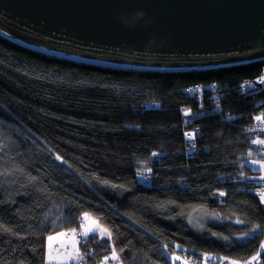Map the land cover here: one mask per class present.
<instances>
[{
  "label": "trees",
  "instance_id": "16d2710c",
  "mask_svg": "<svg viewBox=\"0 0 264 264\" xmlns=\"http://www.w3.org/2000/svg\"><path fill=\"white\" fill-rule=\"evenodd\" d=\"M263 73L264 59L184 70L93 63L0 34V264H49L47 238L81 232L86 215L112 236L81 235L80 264L258 252L264 262L249 163L264 157L253 143L264 137ZM199 212L211 218L196 224Z\"/></svg>",
  "mask_w": 264,
  "mask_h": 264
},
{
  "label": "water",
  "instance_id": "95a60500",
  "mask_svg": "<svg viewBox=\"0 0 264 264\" xmlns=\"http://www.w3.org/2000/svg\"><path fill=\"white\" fill-rule=\"evenodd\" d=\"M0 34L93 63L215 68L264 59V0H0Z\"/></svg>",
  "mask_w": 264,
  "mask_h": 264
},
{
  "label": "rangeland",
  "instance_id": "374dc122",
  "mask_svg": "<svg viewBox=\"0 0 264 264\" xmlns=\"http://www.w3.org/2000/svg\"><path fill=\"white\" fill-rule=\"evenodd\" d=\"M263 78H264V74H263ZM260 124L264 126L263 122L262 123L260 122ZM260 139L264 140V137H261ZM252 161H257L258 163L254 164L252 163ZM260 162H264V157H253L249 160V163L251 164L252 167H254L255 169L259 168V173H257L255 179L256 182L259 184L258 187L260 186V188L257 187V192L261 196V193H264V179H261V177H264V166H262V163ZM194 216L198 218L197 222L195 221L196 224H198V222L199 223L206 222V220L211 218L209 214L202 212L195 213ZM191 220L193 222V218H191ZM84 221H85L84 230L81 231L82 235L88 234L90 232H98L101 236H107L105 232L107 228L102 224H100L93 217L86 215ZM69 233L71 232L60 231L50 235L51 239H48V243H49L48 254H47L48 257L46 256L47 262L49 264H80L81 259H78V257L81 256V251H80L81 240L79 238L80 235H77V233L75 232L73 234H69ZM249 234L251 235L253 233H249ZM243 238L246 237L244 236ZM168 255L169 257L172 258L173 262L177 263L179 261V260H175V257L179 256L178 254L169 253ZM219 260L227 262V264H229V262L231 261L230 259L224 260L221 258ZM117 261H119V259Z\"/></svg>",
  "mask_w": 264,
  "mask_h": 264
},
{
  "label": "snow or ice",
  "instance_id": "6c2138e0",
  "mask_svg": "<svg viewBox=\"0 0 264 264\" xmlns=\"http://www.w3.org/2000/svg\"><path fill=\"white\" fill-rule=\"evenodd\" d=\"M262 82H264V78H262ZM257 119H260L259 117ZM253 143H258V144H261V145H264V140H255L253 141ZM57 159H60V157H57ZM252 163H258L257 161H252ZM262 163V166H264V162H260ZM261 179H264V177H261ZM220 195H224V193H220ZM261 202H264V193H261ZM243 221H237V223H242ZM255 229H253V233H255ZM106 232V235L111 238L112 236V233L105 230ZM86 235V234H85ZM250 234L249 233H244V236L245 237H248ZM49 239H51V237H49ZM227 239V238H225ZM179 247V246H177ZM262 248H264V244L261 245ZM258 257H259V252L255 255V256H252L249 260H243V261H239V260H231L229 262V264H253V261H258ZM84 257L83 256H79L78 259H83ZM113 260H118L119 257L117 256V254L115 253V251L113 250V255L111 257ZM108 258L105 257V260H107ZM169 259L171 260L172 258L169 257ZM212 259H215V258H212ZM221 259H227V258H221ZM175 260H181V257L179 256H176L175 257ZM181 264H184V261H181Z\"/></svg>",
  "mask_w": 264,
  "mask_h": 264
},
{
  "label": "built area",
  "instance_id": "2783aa9c",
  "mask_svg": "<svg viewBox=\"0 0 264 264\" xmlns=\"http://www.w3.org/2000/svg\"><path fill=\"white\" fill-rule=\"evenodd\" d=\"M263 74L260 77L256 78L255 82H257L259 84H263L264 83V82H262ZM186 264H227V263L216 262L215 260L214 261H204L203 263L202 262L197 263V262H194L192 260H187ZM253 264H264V262L261 258H258V261H253Z\"/></svg>",
  "mask_w": 264,
  "mask_h": 264
},
{
  "label": "crops",
  "instance_id": "0c3cea01",
  "mask_svg": "<svg viewBox=\"0 0 264 264\" xmlns=\"http://www.w3.org/2000/svg\"><path fill=\"white\" fill-rule=\"evenodd\" d=\"M261 137H257L256 138V140H261L260 139ZM263 140V139H262ZM257 145H259V146H261V147H263L264 148V145H261V144H258V143H256ZM263 151H264V149H263ZM264 153V152H263ZM256 170H259V168H257ZM84 230V229H83ZM83 230H81V231H83ZM69 234H73V233H69ZM77 235H82V232H78L77 233ZM50 237V236H49ZM49 237L47 238V251H46V256H47V254H48V245H49V243H48V239H49ZM67 237V236H66ZM66 237H64V238H66ZM80 238V237H79ZM48 257V256H47ZM230 260H233V259H230ZM114 262H116V260H114ZM179 262V261H178ZM100 264H108V262L107 261H103V262H101Z\"/></svg>",
  "mask_w": 264,
  "mask_h": 264
}]
</instances>
